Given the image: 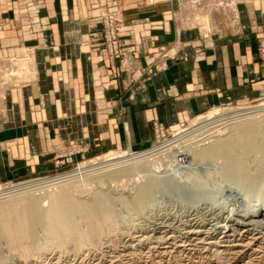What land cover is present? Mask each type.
<instances>
[{"label": "crops", "instance_id": "0c3cea01", "mask_svg": "<svg viewBox=\"0 0 264 264\" xmlns=\"http://www.w3.org/2000/svg\"><path fill=\"white\" fill-rule=\"evenodd\" d=\"M186 3L0 0V58H31L33 69L30 80L5 90L0 111V184L39 176L41 159L49 161L53 149L86 140L92 133L103 139L107 128L115 129L110 133L116 146L108 150H144L152 143L150 120L176 129L199 115L198 109L205 105L202 95L209 92L218 99L223 95L238 99L243 94L264 97V75L255 50L257 39L264 37V0L237 3L238 17L230 19V25L214 19L212 11L195 16ZM105 10L120 13L117 37L122 51L133 54L141 69L153 62L160 69L153 80L139 75L133 94H127L139 100L143 94L142 102L132 100L127 106L124 98L123 106L114 105V97L128 85L122 74H115L117 60L99 43V25H91ZM225 26L233 29L231 35H215ZM166 49L167 58L156 67ZM158 90L175 102L155 108L147 97L154 100ZM195 96L202 99L193 106L178 103L179 98ZM139 143H146L145 148H137Z\"/></svg>", "mask_w": 264, "mask_h": 264}, {"label": "bare ground", "instance_id": "6f19581e", "mask_svg": "<svg viewBox=\"0 0 264 264\" xmlns=\"http://www.w3.org/2000/svg\"><path fill=\"white\" fill-rule=\"evenodd\" d=\"M103 13L116 12L105 10L94 23L104 20L101 17ZM115 25V30H110L108 37L112 41L115 36L118 45L114 44L108 51L110 54L117 52L115 60L120 59L121 69H140L134 55L122 51L116 20ZM259 47L264 50V38L259 40ZM262 59L264 61V54ZM24 60L18 61L17 66L23 69L24 76H29L32 71L25 69L28 59ZM255 113L256 117H251ZM240 116L241 119L243 116L249 117L245 121L243 118L241 125L220 127ZM263 117L264 104L240 112L214 110L205 117H198L197 121L200 120V124L208 128V134L203 136L205 139L199 140L202 143L196 146L193 143L186 149L189 156L198 159L193 165L182 166L177 154L171 152L182 144L185 135L183 129L167 142L153 148L134 153L127 147L124 152L102 156L103 162L99 165L105 171H112L104 175L105 178L99 174L101 178L96 177V181L105 179L106 183H100L108 186L124 179L128 182L136 180L133 184H137V180L142 178L143 182L134 186L130 193L115 194L111 192L112 189L105 188L95 191L88 202L75 199L73 193L78 187L74 184L70 188L66 184L86 173L84 169L87 165L83 164L73 177H51L46 178L50 181L41 183L48 187L58 185L60 189L52 194L48 209H43L38 200L29 197L0 202V264H64L68 256L82 264L86 262L85 258L97 252L113 255L104 264H264ZM153 124L154 138H163L159 123L155 121ZM206 141L209 144H205ZM217 156L225 166L222 178L225 192L241 195L247 202L243 206L229 208L211 200L204 181L183 175L184 170H197L205 161ZM72 159V154H69L68 162L72 163ZM247 159L254 161V173L242 166ZM9 191L2 192L0 187V200L13 193ZM255 219L258 220L256 224L252 223ZM43 225L47 226V229H41L47 237L46 242L59 240L60 245L58 242V247L49 249L47 246V250L37 248L38 251L34 252V248L40 244L37 242L38 230ZM71 234L75 239L66 242Z\"/></svg>", "mask_w": 264, "mask_h": 264}, {"label": "rangeland", "instance_id": "374dc122", "mask_svg": "<svg viewBox=\"0 0 264 264\" xmlns=\"http://www.w3.org/2000/svg\"><path fill=\"white\" fill-rule=\"evenodd\" d=\"M196 1H200V2L195 3ZM242 1H246V0H234V2H231V0H187L186 5H189L190 8H192L191 11L192 10L195 11V13H194L195 16L198 15L199 14L198 12H201V11L202 12L212 11V15L214 16V19H218L219 22L229 24L231 22L230 19L235 20V18L238 17V4L237 3H240ZM232 4L234 5V7L230 8V6H232ZM115 18H117V19H115L117 21V25L118 24L121 25L120 13H115ZM95 23H94V25H99V30L97 33V36H99L98 37L99 43H100L102 49L106 50L105 46H104L105 41L102 38V36H103L102 26L103 25H101L98 22L96 24ZM210 29L211 28H208V30H206V32L210 31ZM232 30L233 29L230 28L229 26H225L223 29L216 31L215 35L224 34L226 36H229V34L231 35ZM262 38H264V37H262ZM262 38L257 39V42H256L257 44H256L255 50H256V63L259 66L260 73L264 75V72L262 71V69H263L262 64L260 63L261 61L259 58V40ZM199 39H200V37H199ZM201 39H202V41L205 40L203 38H201ZM118 40H120V39L118 38ZM167 55H168L167 49L162 51V54L158 57V60L155 61L156 67L161 62L160 60L167 58ZM116 57H114L113 59L115 60ZM27 59H31V58L18 57L17 59H15V58L14 59H8V60L0 59V111H3L2 108H3V101L5 98V96H4L5 90L7 88L13 86V85H18V83L27 82L28 80L31 79L32 72L29 73L30 75L28 74L29 76H27V75L24 76V73L22 72L23 69H21L19 67V65L17 66L18 61H20V60L27 61ZM29 65H32V61L29 62V60H28L25 64V69L33 71V69H31L32 67L30 66L31 67L30 68ZM153 65H154V62L149 64V66L144 67L142 69L141 68L140 69L135 68V67L134 68L129 67L128 68L129 70L125 71V70H123L124 68L123 69L120 68V59H117L116 66H115V69H116L115 74L117 73V76H120V74H122L125 82L128 85V88L125 90H121L120 93L114 97V99H115L113 101L114 105L120 104L119 107L123 106V104L125 103V102H123L124 98L126 101L125 104L127 106L129 105V103L132 100H136V101L139 100L136 97L135 98H133V97L127 98V94L130 92L133 94L132 90L137 87L136 81H138L139 75H140V77L143 75H146L148 80H149V78L152 77V80H153V77H155V74L159 73L158 70H160L159 68L158 69L154 68ZM148 70H150L149 74H147ZM213 94H215V93L209 92L207 94L202 95V96H204L205 105L201 106L202 108L198 109L199 115L196 116V118H194L192 120L189 119V120L182 122V125H180V127L176 128V129L174 127L169 129L166 126L167 124L163 125V123L158 121L157 119L150 120L149 124L152 122L154 123L155 121H157L159 123V126H161L160 132H162V136H164V137L161 139H159V138L155 139L154 138V127H153L152 128L153 129L152 130L153 137H151L152 143L150 144V146L148 148H146L144 150L153 148V146H156V145H161V144H163V142L164 143L167 142V140L171 139V137H173V135H175L176 132L180 131V129L181 130L183 129V130H185L184 131L185 133L183 132V134H185V135H183L184 140H182V144L180 146H176L175 148H173L171 150V152L175 155L177 154L178 160L182 166L183 165L196 164L197 163L196 161H198V159L194 160L192 156H189L186 149L189 148V146L192 145L193 143H194L193 145H195V146L198 143H202L199 140L205 139L204 137L207 136V134H208V132H207L208 128L204 127L202 123L200 124V120L197 121V119L205 117L206 115H208V113H210L214 110H225V109L227 110L228 109V110L233 111V112H240L244 109H253L255 107H258V106H261L262 104H264V97L262 95L248 96V95L243 94V96L238 97V99L235 97H232V96L223 95L222 98L220 97V99H218V96L216 95L214 97ZM142 95L138 96L141 98L139 100L141 102L144 101V99H145V98H142L143 97ZM200 97L195 96L194 98H190V97L179 98L178 103L183 101V102L192 103L191 106H193L198 101V99H202ZM147 98L149 100L148 102L152 103L155 108L159 107V106H165V105L169 106L175 102L173 100V98H170L168 96V94H165L163 91L161 92L159 90H158V95H157V97L156 96L154 97L155 98L154 100L149 96ZM192 100H193V102H192ZM124 108H122L121 110H124ZM210 108H213V109H211L209 111ZM118 112L121 113L120 110H118ZM256 114L257 113H255V115H251V117H256ZM247 117H249V116H243L242 119L245 118V119H243V121H245ZM234 119L232 121L231 120L227 121L225 124L220 125V127L221 128H227V127L235 125V124L241 125V123H243L241 116L237 119L236 118H234ZM261 120H263L262 125H264V117ZM238 121H239V123H238ZM174 122H175V120H174ZM258 122L260 124L262 123L261 121H258ZM171 123H173V121H171ZM258 124H256V125H258ZM122 127H123V124H121V126H119V127L117 125V129L120 131V133L123 131ZM201 128H203V129H201ZM150 129H151V127H150ZM186 129L189 130L188 133H189L190 137L188 136V133H186L187 132ZM199 129H200V131H198ZM110 132H115V129L107 128L106 131L104 132L105 136L103 137V139H101L100 133H96V134L92 133L89 135L90 138H88L86 140L79 139L77 141V143H71V144L64 145V146L61 145V146H58V148L53 149V151L51 152L52 154L48 153L50 155L49 156L47 155L49 158L52 157L51 159H49V161L45 160L46 158L41 159L39 176H35L34 178L20 179V181H5L6 184L1 183L0 187H2V192L7 191V190L9 191V189H10L9 192L13 191V193L7 194V196H5L2 200H0V202H7V200H13L14 201V200H17L16 198L21 199L24 197H29V198H32L36 201L38 200L41 203V206H43V209H48L51 206L50 200H51L52 194L58 192L60 189H59L58 185H55V186L51 185L50 187H48V186L42 185L41 183L48 181V180L50 181L51 179L56 178L57 176L59 178H60V176L64 177L65 175L73 177L75 175V171H78L80 166L83 164H84V166L87 165L86 166L87 168L85 167V169H84L86 171V173H85L86 175L84 174L80 177H74L75 178V180L73 178L74 181L71 180L70 184H69V182L66 184V185H70L69 186L70 188L72 186H74V184L76 187H78V188H76L77 193L76 192L73 193V196L75 199H80V200L85 199L84 201L87 200V202H88L91 200L95 191L105 190V188L106 189L109 188V190L112 189L111 192H113L115 194H117V193L118 194H122V193L125 194V192H127V193L133 192V190H132L133 187L134 186L136 187V185H139V184H141V182H143L142 178H139V180H137L138 181L137 184H133L134 181H136V180L132 181V179H131V181L128 182L127 180L125 181V179H124V180H121V182H117L118 185H117V183L116 184L112 183L113 185L111 183H110V185L108 184V186H110V187H108L106 184L100 183L102 181L104 182L105 179L100 180V182L96 181L98 176H99V178H101L100 177V175H101L102 178H105L104 175L107 176V174H109V172L112 171V170L105 171L99 165L103 162L102 158L104 156H108L109 153H116V152L120 153V152L126 151L125 145H123V148L125 147L123 150H122V148H119L120 150H108L107 149V147L114 148V146H115V144L111 141V133ZM187 136L189 138H187ZM196 136H197V139H196ZM159 137H161V136H159ZM208 139H210V137ZM209 142H212V141L210 140ZM205 144H209L208 141H206ZM145 146H146V143L137 144V148H145ZM206 146L207 145H205L204 147H206ZM144 150H138V151L133 150V152L138 153V152H141ZM69 154H72V158H73L72 163H69L67 160L69 157ZM97 158L99 160L94 161ZM92 161H94V163ZM88 162L90 164H93V166L89 165ZM96 162H97V164H96ZM254 164L255 163L252 159H247V161L243 162L242 166L247 167L249 172L254 173V167H255ZM94 166H95V168H94ZM224 174H225L224 162L218 156H217V158L212 159L210 161L209 160L205 161L203 163V166L198 168L197 170H195V169L192 170L191 168H189L188 170L186 169L183 172V175L188 176V178H194L195 177V179H197V180L200 179V180H202V182L204 181L207 189L209 190L208 196H210L211 200H214L219 204L229 206V208H232V206H234V205L235 206H237V205L243 206L245 204L246 200L244 201L243 200L244 198H242L241 195H239V194L230 195L229 192L228 193L225 192L224 185L222 184L223 183L222 178H223ZM178 176H180V175H178ZM46 178H51V179H46ZM104 183H106V182H104ZM79 185H82V186L84 185V186L82 187ZM119 185H121V186H119ZM102 187H103V189H102ZM12 188H14V190ZM22 188H25V189H22ZM116 189H117V191H116ZM128 195H130V194H128ZM246 206H248V205L246 204ZM256 220L257 219L253 220L252 223L256 224V222H258V220L257 221ZM75 223L79 227L81 226V224L79 222H75ZM41 229H47V226L43 225V226L39 227L37 242L40 244L38 245V243H37L38 246L34 248L35 249L34 252H37L39 249L47 250V246L50 249L53 247H58V244L60 245L59 240L58 241L55 240L56 242L55 243L52 242L53 244L51 242H46L47 237H46V235L44 236V233ZM44 237H46V239ZM217 237H219V236H216V238ZM216 238H215V240H217ZM74 239H75L74 235L71 234V236L67 239L66 242L73 241ZM44 240H45V242H44ZM215 240H213V241L215 242ZM209 242H204V243L210 244ZM44 243H46V244H44ZM47 244H49V245H47ZM50 244H52V245H50ZM54 244H56V245H54ZM49 246H52V247H49ZM205 246L207 248L211 247V245H205ZM37 248H38V250H37ZM213 249L215 250L216 247ZM221 250H223V249H221ZM99 253L97 252V254H93V255L85 258L84 261H86V262H83L82 264H97V262H98V264H101V263L104 264L105 261H109L111 259V257L113 256V255H105V254L102 255ZM70 257L71 256H68V260H66L67 263L65 262L64 264H71V263L72 264H78V263H76L78 260L74 261L73 257H71V258ZM78 257H81V255L80 256L78 255ZM93 260H94V262H93Z\"/></svg>", "mask_w": 264, "mask_h": 264}, {"label": "built area", "instance_id": "2783aa9c", "mask_svg": "<svg viewBox=\"0 0 264 264\" xmlns=\"http://www.w3.org/2000/svg\"><path fill=\"white\" fill-rule=\"evenodd\" d=\"M101 17H103L104 20L103 21L98 20L97 22L101 23V25H103L102 26V29H103L102 38L105 41V45L104 46H105V49H106V53L108 55H110V57H116L117 56V54H116L117 52L115 54H114V52L110 54V52L108 51V49H110L114 44L118 45L116 43L115 36H114V39H112V41L109 40V37H108L109 34H111L110 30H112V29L115 30V26H116L115 25V14L114 13H106V14L103 13V15ZM263 54H264V50H262V48L259 47V58H260V61H261L260 63L262 64V68H263L262 71L264 72V61L262 59Z\"/></svg>", "mask_w": 264, "mask_h": 264}]
</instances>
